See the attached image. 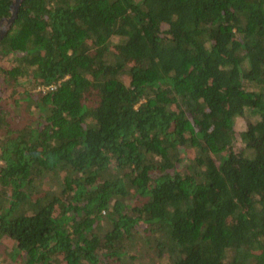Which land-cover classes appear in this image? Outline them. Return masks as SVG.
Returning <instances> with one entry per match:
<instances>
[{
	"label": "trees",
	"instance_id": "1",
	"mask_svg": "<svg viewBox=\"0 0 264 264\" xmlns=\"http://www.w3.org/2000/svg\"><path fill=\"white\" fill-rule=\"evenodd\" d=\"M0 88V264H264V0H23Z\"/></svg>",
	"mask_w": 264,
	"mask_h": 264
},
{
	"label": "water",
	"instance_id": "2",
	"mask_svg": "<svg viewBox=\"0 0 264 264\" xmlns=\"http://www.w3.org/2000/svg\"><path fill=\"white\" fill-rule=\"evenodd\" d=\"M22 2L23 0H13L11 4V15L0 20V40L9 31L13 22L17 18L18 9Z\"/></svg>",
	"mask_w": 264,
	"mask_h": 264
},
{
	"label": "rangeland",
	"instance_id": "3",
	"mask_svg": "<svg viewBox=\"0 0 264 264\" xmlns=\"http://www.w3.org/2000/svg\"><path fill=\"white\" fill-rule=\"evenodd\" d=\"M164 26H166V25H164ZM4 66V65H3ZM5 67V66H4ZM1 89V88H0ZM2 90V89H1ZM1 90H0V92H1ZM16 105V102H14V106ZM10 106H7V108H9ZM13 107V106H12ZM24 118V117H23ZM21 118H19V121H21L20 120ZM246 126H247V119H241V118H239V119H237V122H236V127H237V131L238 132H240V131H242V130H244L245 128H246ZM6 130H5V128H4V124L2 123L1 124V126H0V138L2 139V138H4L5 136H6ZM238 144H237V146H241L242 145V142L240 141V139H238Z\"/></svg>",
	"mask_w": 264,
	"mask_h": 264
}]
</instances>
